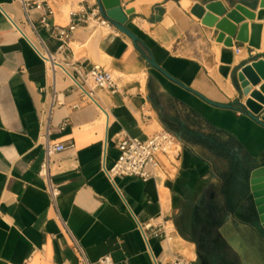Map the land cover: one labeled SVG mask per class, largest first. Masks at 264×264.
I'll return each instance as SVG.
<instances>
[{
    "label": "crops",
    "instance_id": "crops-1",
    "mask_svg": "<svg viewBox=\"0 0 264 264\" xmlns=\"http://www.w3.org/2000/svg\"><path fill=\"white\" fill-rule=\"evenodd\" d=\"M43 4L51 10L48 21L65 27L92 1ZM235 4L255 15L242 21L249 32L251 23L262 25L259 49L235 39L225 47L215 40V29L202 23L206 12L219 16L221 7ZM120 5L132 10L125 26L137 44L115 27L80 26L57 50L59 42L39 24L44 7L29 11L59 61L97 64L113 73L117 91L96 88L90 97L61 71L49 72L19 4L0 0V264H82L73 238L92 263L109 255L112 264H171L179 255L195 264H264V231L247 183L251 169L264 166V127L239 106L206 103L148 61L210 101L244 102L249 96L240 98L236 73L264 53V8L259 0ZM263 85L259 76L252 90ZM46 128L49 143L73 147L46 156ZM160 129L178 137L180 154L176 160L158 155V177H106L101 163L108 167L117 159L121 137L144 140ZM44 160L59 187L55 204L38 174ZM154 216L172 223L170 240L145 241L138 222Z\"/></svg>",
    "mask_w": 264,
    "mask_h": 264
},
{
    "label": "built area",
    "instance_id": "built-area-1",
    "mask_svg": "<svg viewBox=\"0 0 264 264\" xmlns=\"http://www.w3.org/2000/svg\"><path fill=\"white\" fill-rule=\"evenodd\" d=\"M19 4L25 19L31 26L35 36L38 39L40 48L34 46L38 56L47 65L49 72L54 75L56 71H61L71 83L83 94L92 97L96 88L106 89L111 93L117 91L116 79L110 70L102 68L100 65L94 64L89 67L82 63H63L59 61L53 53L46 47L44 41L39 36L36 26L30 19L29 11L33 8L43 6L45 13L40 17L39 24L49 31L59 42L57 50H62L68 46V42L74 31L80 27H91L96 29L109 30L113 28V24L105 18L99 11L95 0H91L92 4L82 10L79 14L73 16L72 21L65 27H55L48 21L51 10L47 4H43V0H12ZM240 47H235L234 52L239 53ZM55 90L52 92L51 106L54 105ZM58 103V101H56ZM66 126L63 122L58 126V130L62 131ZM49 130L46 128L44 137V151L46 156L53 152L63 151L66 148H72L73 144L63 143L51 144L47 137ZM118 157L110 165L106 166L104 160L101 163V170L106 177L113 182L117 176H128L139 178L142 181L154 179L158 177L161 170V162L158 158L159 154L164 155L167 159L176 160L180 154L179 139L172 132L166 129L155 131L148 138L142 140L137 137L123 136L117 142ZM38 174L44 178L45 190L49 195L52 204H55L59 195V187L52 181L48 172V161L44 160L38 170ZM138 229L143 238L147 241L148 236L168 241L172 238L174 228L172 223L165 217L154 216L149 217L143 222H138ZM75 247L80 254L82 264H112V258L104 255L96 263L87 260L82 247L73 238ZM171 264H195L194 260L186 259L176 255L171 259Z\"/></svg>",
    "mask_w": 264,
    "mask_h": 264
},
{
    "label": "water",
    "instance_id": "water-1",
    "mask_svg": "<svg viewBox=\"0 0 264 264\" xmlns=\"http://www.w3.org/2000/svg\"><path fill=\"white\" fill-rule=\"evenodd\" d=\"M95 2L100 13L109 19L115 28L126 34L134 44H137L139 41L138 37L125 26L132 10H123L120 0H95ZM259 7L264 8V0H259ZM157 10L161 12V10ZM254 17L255 15L248 8L235 4L230 10H225L221 7L219 16L206 12L202 23L215 29V40L223 43L225 47H231L232 41L235 39L237 42L247 44L250 48L259 49L262 25L260 23H251L249 32L248 23H242L244 18L254 19ZM148 61L152 67L159 70L168 79L191 91L206 103L220 108L239 106V111L245 113L256 123L264 127V110L262 109L264 99L261 95V93L264 94V85L260 87V92L252 90V87L258 84L259 76L264 78V53L260 54L257 60L244 64L236 73L240 98L249 96V99H246L244 102L237 99L229 104L210 101L203 95L188 89L175 80L166 71L161 69L152 58L149 57ZM247 183L253 198L259 225L264 231V166L251 169Z\"/></svg>",
    "mask_w": 264,
    "mask_h": 264
},
{
    "label": "bare ground",
    "instance_id": "bare-ground-1",
    "mask_svg": "<svg viewBox=\"0 0 264 264\" xmlns=\"http://www.w3.org/2000/svg\"><path fill=\"white\" fill-rule=\"evenodd\" d=\"M47 64H49V61H47Z\"/></svg>",
    "mask_w": 264,
    "mask_h": 264
}]
</instances>
